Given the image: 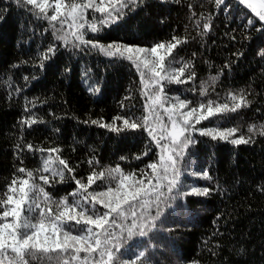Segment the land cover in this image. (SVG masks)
<instances>
[{"label": "trees", "instance_id": "1", "mask_svg": "<svg viewBox=\"0 0 264 264\" xmlns=\"http://www.w3.org/2000/svg\"><path fill=\"white\" fill-rule=\"evenodd\" d=\"M37 13L23 0H0V199L13 179H28L26 172L18 171L24 168L33 174L30 183L42 187L50 202L67 198L69 205L80 202L77 211L102 213L105 209L93 205L90 197L85 202L87 193L78 189L76 180L87 183L89 175L103 171L104 178L88 188V193H97L116 186L120 176L114 172L110 176L109 170L117 166L137 178L141 170L150 176L147 165L159 162L161 147L148 129L155 127L158 137L166 136L161 146L171 144L165 109L180 100L189 102L181 111L208 101L213 106H231L230 95H243L247 106L194 124V130L186 133L194 142L181 155L173 153L176 188L168 193V180H162L163 195L144 197L151 202L148 209L137 202L135 217L117 218L123 227L110 229L108 246L119 245V252L112 249L117 256L114 264H264V135L260 134L264 130V23L237 0L219 4L216 0H135L104 24L101 13L88 9L80 31L85 40L99 45L152 47L175 43L173 37L181 40L166 59L163 74L178 75L174 70L184 68L180 76L184 82L161 81L163 107L156 105L152 111L146 106L159 86L146 89L132 61L79 43L71 35L75 31L71 20L50 23ZM93 23L97 32L90 29ZM204 24L210 27L206 30ZM141 71L150 82L151 73ZM174 116L179 120V114ZM145 117V127L124 125L125 119L143 124ZM32 120L36 122L29 123ZM210 128L238 131L228 140H214L197 130ZM240 136L250 142H230ZM172 147L179 151L178 146ZM61 159L71 172L59 163ZM54 172H62L63 179ZM41 176L48 177L49 183ZM172 176L169 172L168 179ZM193 188L208 192L197 195ZM30 195L40 208L25 215L35 221L49 203L38 191ZM51 207L55 212L56 204ZM133 220L145 225L146 235H139V227L129 235ZM66 227L76 234L85 226L71 221ZM140 252L145 256L137 260ZM50 255L52 260L41 257L30 264H57L56 254Z\"/></svg>", "mask_w": 264, "mask_h": 264}, {"label": "snow or ice", "instance_id": "2", "mask_svg": "<svg viewBox=\"0 0 264 264\" xmlns=\"http://www.w3.org/2000/svg\"><path fill=\"white\" fill-rule=\"evenodd\" d=\"M20 2V0H18ZM217 4L222 3V0H216ZM23 3L33 6L38 9V15L49 20V22L66 23L68 20L72 21V27L75 31L71 33L81 44H92L93 47H99L106 55L110 57L119 56L132 61L140 72L141 83L146 89H150L154 86H159V91L152 94L149 98L150 103L146 106L152 111L155 110V106L159 105L163 107L162 96L163 86L161 81L167 79L170 82L183 83L180 76L184 74V68H180L178 75L162 74L165 73V61L172 55L173 49H175L181 40L173 37V42L155 44L150 49L133 47L120 44H109L107 46L99 45L92 40H85L84 34L81 29H84V23H80L84 19V13L88 9H93L95 12L101 13L104 19L100 21L101 24L107 23L110 18H115L122 14V10L127 7L128 3H135V0H23ZM241 4H245L251 8L258 17L259 21L264 22V11H258L252 0H240ZM261 8L264 9V3L261 4ZM52 10V14L49 15V10ZM64 18V19H61ZM249 24L253 21L249 20ZM204 29H208L209 24H204ZM92 32H97L99 29L95 23L90 25ZM60 39H66L65 36L59 37ZM164 50V52H161ZM51 51V49H49ZM264 55V50L261 52ZM149 56L154 59H149ZM187 67V65H185ZM141 68L147 69L151 73L150 82L145 80V73L141 71ZM195 74L189 76L191 79ZM215 79V78H213ZM148 95L147 92L144 93ZM204 94L203 92L201 93ZM230 99L233 102L231 106L228 103L217 104L213 106L214 102L208 101L207 105L201 103L196 108H191L187 112L181 111L188 107L189 102L180 100L178 105L174 104L171 107L165 109L168 119L171 122V129L167 131V138H170L171 144L160 145V140L166 138L165 135H156V128L148 129L149 136L156 141L157 146L161 147V154L159 156V162L149 163L148 169H151V175L144 170H141V178H137L135 173L124 174L122 170L117 166L115 169L109 170V175L117 173L120 176L115 187H109L106 191L97 193H88V188L96 182L97 179H103L105 173L93 172L87 177V183H83L80 180H76L78 189L82 190L87 195L84 196L85 202H88L89 197L93 205L99 204L105 209L104 212L98 213L93 211L92 214H87L86 211H77L80 206V202L76 201L74 204L69 205L67 198H62L60 202L51 201L47 192L42 187H39L30 180L33 176L32 172L27 171L24 168L18 169L19 172L27 174L28 179H13L9 185L8 193L5 194V198L0 199V205L4 207L3 211H0V264H30L31 259H39L46 257L48 260H52L53 256L50 254H56L57 264H114L117 260L116 254L113 252V247L116 252L120 251L119 245H112L111 238L113 233L110 229L115 226L122 228L123 225L117 223V218L126 219L128 215L135 217L134 211L137 202L139 206L144 209H148L151 206V202L144 197L151 196L153 193L157 194V199L160 195H163L159 190L164 186L161 181L168 180L167 190L171 193L178 184V170L176 169L177 160L175 156L182 154L184 149L188 147L191 140L190 136L186 135L191 130H194V124H199L203 120H208L210 117L225 113L235 112L241 107L247 106V100L243 95L239 97L237 95H230ZM175 114H179V120L174 118ZM115 119H120L116 117ZM159 120V116L157 115ZM182 121V123L180 122ZM35 120L29 123H35ZM97 123V121H92ZM124 125L131 129H137L148 125V117L144 118L143 124L130 122L128 119L124 120ZM102 127H109L113 131H119L120 129L113 125H104ZM163 129V125H158ZM264 127V126H262ZM255 129V126H250L248 131L251 133ZM238 129H199L201 135L211 136L212 139L228 140L233 136ZM264 135V130L260 132ZM232 144H246L250 142V138L246 139L244 136H240L238 139H231ZM172 145L178 146L172 147ZM31 150L32 145H27ZM51 151H57L52 149ZM175 153V156L173 155ZM147 155V152L144 153ZM123 159V158H122ZM137 159H140L138 156ZM59 163L68 168L71 172L72 169L68 167L64 160H59ZM91 163V162H90ZM45 171H48L47 163L45 164ZM173 173L172 179H168V173ZM59 175L61 180L63 179V173H53V175ZM204 175H207L206 173ZM41 180L45 184L49 183L48 177L41 176ZM156 181L153 184V181ZM147 181V182H145ZM38 191L43 195L44 201L49 203L47 209H40L38 218L33 221L30 216L25 215L31 213L35 209H39V203L31 197L30 193ZM192 192L200 195L206 194L208 189L199 190L192 189ZM77 193H71L75 196ZM56 204V211H53L51 204ZM28 206L27 208L25 206ZM32 205L35 207L33 208ZM11 217V220L8 218ZM23 217V218H22ZM155 219V218H153ZM75 221L77 225H84L74 234L73 229L66 227L69 222ZM139 227V235H146L144 231L145 225L137 224L133 220L131 226L127 229L129 235L133 234V229ZM96 229L97 231H94ZM103 237V238H102ZM83 253V256L81 254ZM145 253L140 252L137 256V260L144 257ZM106 257V259H105ZM121 264H128L127 261H122Z\"/></svg>", "mask_w": 264, "mask_h": 264}, {"label": "rangeland", "instance_id": "3", "mask_svg": "<svg viewBox=\"0 0 264 264\" xmlns=\"http://www.w3.org/2000/svg\"><path fill=\"white\" fill-rule=\"evenodd\" d=\"M238 2H240V0H237ZM252 3L254 4V6L256 7V9L258 10V11H264V9H262L261 8V4L262 3H264V0H252ZM243 5H245V4H243ZM246 6V5H245ZM247 7V6H246ZM247 8H249V7H247ZM251 11H252V9L251 8H249ZM253 12V11H252ZM253 14H254V16L256 17V15H255V13L253 12ZM256 18H258V17H256ZM264 23V22H263ZM133 47H138V46H133ZM141 48H146V49H150L151 47H141ZM149 59H154L153 57H151V56H149ZM163 74V73H162ZM187 111H189V110H184L183 112H187ZM174 118H176L175 116H174ZM177 119V118H176ZM178 120V119H177ZM181 122V121H180ZM171 129V122H170V126H169V128H168V130H170ZM198 131H199V129H197Z\"/></svg>", "mask_w": 264, "mask_h": 264}]
</instances>
